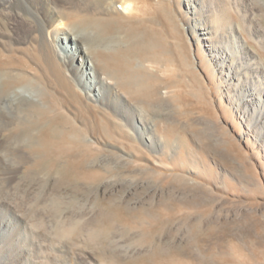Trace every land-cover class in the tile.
Instances as JSON below:
<instances>
[{
    "label": "rangeland",
    "instance_id": "rangeland-1",
    "mask_svg": "<svg viewBox=\"0 0 264 264\" xmlns=\"http://www.w3.org/2000/svg\"><path fill=\"white\" fill-rule=\"evenodd\" d=\"M161 1L148 2L156 5ZM168 1V11L182 35L181 41L177 34L168 38L172 52L177 55H173L171 65L166 62L145 64L162 78L157 81L158 96H153L149 105L131 103L141 110L145 121L153 126L155 136L162 142L161 148L153 150L135 139V132L130 127L124 123L121 127L115 117L104 116L94 104L87 106L80 97L68 92L70 75L61 68L53 51L55 48L48 39L51 34H60L62 27L70 23L66 18L71 8L66 7L64 0L57 1L61 3L58 13L66 18L54 22L60 27L57 30L47 24L50 26L46 30L48 35H43L47 37L33 32L35 25L31 18L24 15L20 18L13 11L0 9V62L5 63L2 67L9 72L32 76L35 79L32 86L35 85L40 94L48 115L55 116L60 125L59 131H55L57 139L52 140L53 155L42 160L35 159V153L26 146L30 141L22 142L27 140L21 139L26 134L17 124L0 130V146L7 138L5 141L12 144L10 149H13L15 159L16 155L18 157L17 168L12 169L11 174H16L12 179L18 183L23 180L18 184V192L19 195L24 193L23 196L27 193L23 198L30 202V206L28 202L24 205L23 211L26 217H30L32 210H36L40 219L43 217L39 222L40 229L51 235L50 240H62L64 252L60 258H68L69 254L65 252L72 248L73 264H85L86 259L100 264H136L155 246L150 241L160 237L167 227H171L170 236L177 244L182 236L192 243V229L198 219L202 226V264H264V124L255 123L249 110L236 109L237 97L226 91V80L212 66L208 52L202 45L193 44V39L183 29L184 19L188 20L192 15L182 0ZM253 1V22L264 33V0ZM229 11L235 31L245 42L247 51L258 56L263 53L260 62L264 68V50L250 40L241 18ZM3 12L12 13L14 17ZM134 12L135 9L132 13L136 15ZM163 17L160 14L156 18L158 26ZM211 17L218 29L217 14ZM21 19L28 20L22 22ZM12 24L15 25L13 28ZM24 27L26 30L33 28L32 32H26ZM172 28L170 25L169 29ZM12 34H18L17 38ZM20 39H24V44ZM38 66H43L41 71ZM1 83L5 88L7 81ZM13 84L14 87L23 85L17 80ZM157 97L162 101L159 102ZM102 126L110 131L109 136L104 135ZM8 134L12 135L13 141L9 140ZM38 136L35 134L36 140L40 139ZM18 139L25 146L22 147ZM15 141L19 143V150ZM15 151L23 155L20 157ZM77 163L81 168L76 171ZM24 179L29 182L25 180V183ZM23 185L26 191L22 190ZM33 203L41 205L38 207L40 212L37 210L40 205ZM163 208L174 209L179 215L171 225L150 229L149 221L158 217L157 212ZM185 264L192 262L185 259Z\"/></svg>",
    "mask_w": 264,
    "mask_h": 264
},
{
    "label": "bare ground",
    "instance_id": "bare-ground-1",
    "mask_svg": "<svg viewBox=\"0 0 264 264\" xmlns=\"http://www.w3.org/2000/svg\"><path fill=\"white\" fill-rule=\"evenodd\" d=\"M57 1L58 0H0V9L3 11L8 10L9 12L13 11L15 16L17 15L18 17L24 15L31 18L35 25L33 26L35 27L33 32L35 31L39 33L38 35L42 34L41 36H43L45 34L48 35V31L46 32V30L47 27L50 28V26L47 24H51V26H54L53 29L55 28L54 30H57L60 27H57L55 25L57 23L54 22L57 19L64 20L66 18L58 13L61 3L58 4L59 2L57 3ZM117 1L118 0H64V3L67 4L66 7L71 8V13L68 12L69 16L66 18L70 20V23L62 27L63 30L60 34H51L50 38L48 37L50 41H46L52 43V46L55 48V50H52L55 51L61 68L66 71L65 73L70 75V77L68 76L70 80L68 92L71 95L74 94L80 97L87 106H90L89 104L91 103L94 104L95 107L101 110L100 112H102V114L104 113V116L109 114L113 116L112 118L115 117L116 120L120 122L118 123L120 126L124 123L123 125L127 128L130 127L135 132L134 138L140 141L145 147H150L151 150L154 148H161L162 142L155 136L153 126L145 121L141 114V110L134 104L145 103L149 105L151 98L153 96H158L157 81H161L162 78L155 75L153 70L145 64L159 65L164 62L168 64H170L171 61L173 62V55H177V53L174 54L172 52V45L169 43L168 38L173 34H177V38L181 41L182 35L177 29L179 25L174 23V18L168 11V7L170 6L168 0H162L156 3V5L148 2L149 0H119V2H123V4H119ZM232 1L233 3L229 0H182L188 13L192 15L188 20L186 18L184 19L183 29L186 30L188 35L193 39V44L202 45L206 52H208L209 57L213 61L212 66H214L216 70H218V73L226 80V91L229 94L233 92V96L237 97L236 109L239 110L242 107L244 110H249L251 118L255 123L264 124V68L260 62V56H263V53L260 52L258 56L251 51H247L248 49L245 48V42L241 40L240 36L237 34V30L235 31L236 28L231 21V16L229 15L231 11H229V9L234 11L238 17L241 18V22L243 21L242 24L250 40L257 43L259 49L261 48L262 50H264V33L259 25L253 22L254 1ZM124 5L126 7H124ZM134 9V13H137L136 15L132 13ZM123 11L126 13L124 14ZM215 13L217 14V22L220 23L218 29L211 20V16L215 15ZM11 14L5 13V15L13 16V14ZM160 14H163L165 18H162L158 26L156 18H158ZM16 19L17 18L14 20ZM26 20L21 19L20 21L23 22ZM6 23H9L7 18ZM29 23L31 24V22ZM15 24L20 25L18 23ZM170 25L171 27L173 25L172 30L169 29ZM14 26L15 25H13L12 28ZM29 26L30 25H28V27ZM18 27H16V29ZM20 28L22 29V27ZM32 29L33 28L28 30L32 32ZM28 30L25 29L26 32H28ZM12 32H16L15 29L14 31L12 29ZM17 32L19 33L18 29ZM47 35L43 37H47ZM7 36L8 35H6V37ZM12 36L14 37L15 35L12 34ZM16 36H18V34H16ZM27 38H25V40ZM33 38L35 37L33 36ZM23 41L24 39L22 43H20L24 44ZM34 41L36 40L34 39ZM42 41H45V38ZM3 42H5V40H3ZM30 44H28V46ZM39 45L40 43H38V47ZM36 47L37 46H35V48ZM180 47L183 49V46ZM17 49L19 48L17 47ZM12 50L13 49H11V51ZM176 51L178 52L179 49L176 48ZM18 52L20 53V51ZM22 53H26L25 55H27V52ZM39 56L41 55L39 54ZM29 57L32 58L31 56ZM45 61H47V59H45ZM4 64L0 62V130H7L10 125L14 123L17 124V127L21 130L23 129L24 134H26V137H23L20 133L22 140L27 139L22 142L27 143V141H30L26 146L35 153L34 156L36 157L34 158L42 160L43 158L50 157L53 155L52 140L57 139L55 131L60 128V125L56 122L55 116L54 119L48 115V109L42 102L40 94L35 89V85L32 86L35 80L31 76L32 73L29 74L31 76L29 77L25 76L26 73L22 74L21 72L11 70L9 72L2 67ZM41 67L43 68V66ZM42 68L39 70L41 71ZM38 78L39 77H37V80ZM3 80L7 81L5 88L1 83ZM16 80L18 83H23V85L14 87L13 82L15 83ZM154 82L156 83L154 84ZM72 86L74 88L76 87L75 90L77 91H75ZM157 100L159 102L162 101L159 97H157ZM131 103L134 104L132 105ZM125 126L124 128H126ZM101 128L104 135H106V137L109 136L110 131L104 129L103 126ZM10 132L7 131V133ZM35 134L40 135L38 136L40 138L39 140L38 138L36 140L34 137ZM129 134L134 135V133ZM8 135L11 137L9 140H12V135ZM16 137L17 134L14 139ZM5 140L8 139L6 138ZM5 140H3L5 143L1 142L3 148L0 150V264H73L74 257L72 248L69 247L68 252H65V254H69L68 258H60V254L64 252V245H62L63 247L61 246L62 240H50L52 239L51 235L46 232L44 233L42 231L44 230L43 228L40 229L39 222H42L43 217L40 219L38 216L39 214L37 215L35 212L36 210L30 211V217H26L23 207L27 202V204H29L28 206H30V202L28 199L25 200L23 198L27 193L25 196H23L22 194L24 193H22L20 194L22 197H19L20 195L18 192V188H20L18 184L23 180H20L21 182L18 183V180L15 181L12 179L16 174H11L12 169L15 167L17 168L18 161L16 159L18 157L16 155L15 159V156L11 152L13 149H10L12 144ZM12 141L10 142L12 143ZM20 141L21 140H19V142ZM15 142L17 148L19 143L17 144V141ZM24 143L22 145L20 142L22 147L25 146ZM17 153L20 154V152ZM21 155L23 154H20V157ZM20 157L18 160H21ZM22 158L24 159V157ZM20 162L21 161H19V164ZM75 166L77 168H75L76 171L81 168V164L77 163ZM30 177H32V175L28 178ZM25 180L26 179H24V182ZM26 181L29 182V180ZM24 185L22 190L26 191ZM30 191L33 190L31 189ZM19 200L22 202V206L19 204ZM38 202L40 203V201L37 200V203ZM42 203H44V201ZM33 204L40 205L36 203ZM38 207L40 208L41 205L37 206V210ZM157 214L158 217L149 221L150 229L158 228L163 224L171 225L173 222L172 220L175 219L177 214L179 215V213H175L174 209L171 210L169 208L160 209ZM200 221L201 220L198 219L193 226L192 231L194 240L192 243H189L186 237L182 236L178 238L180 243L178 242L177 244L175 242L176 239L174 240L172 239V235L170 236L171 227H167L160 237L153 238L150 241V243L153 242L151 245L154 244L155 246L152 247V250L147 253L146 256L143 255V259L136 264H185V259H188L192 264H202V259L200 260V258H202V239L200 236L202 234V226ZM85 264L100 263L90 262V260L86 259ZM127 264L135 263L129 262ZM213 264H215V262H213Z\"/></svg>",
    "mask_w": 264,
    "mask_h": 264
}]
</instances>
